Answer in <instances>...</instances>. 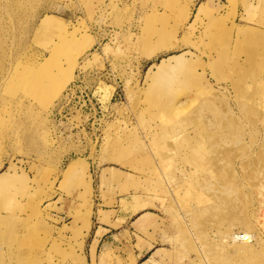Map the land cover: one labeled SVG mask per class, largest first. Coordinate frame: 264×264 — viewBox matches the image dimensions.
Returning <instances> with one entry per match:
<instances>
[{"label": "rangeland", "instance_id": "rangeland-1", "mask_svg": "<svg viewBox=\"0 0 264 264\" xmlns=\"http://www.w3.org/2000/svg\"><path fill=\"white\" fill-rule=\"evenodd\" d=\"M144 214L155 264H264V0H0V264H133L88 246Z\"/></svg>", "mask_w": 264, "mask_h": 264}, {"label": "crops", "instance_id": "crops-1", "mask_svg": "<svg viewBox=\"0 0 264 264\" xmlns=\"http://www.w3.org/2000/svg\"><path fill=\"white\" fill-rule=\"evenodd\" d=\"M149 214H144L138 222L133 223L131 227L128 230H125L119 234H112V231H109L105 226H99L98 230L96 231L93 240H91L88 248H89V257L90 259L94 256L96 257L98 254V251L100 247L104 246L107 249L119 247V245H124V242L126 243V248L128 249V252L131 251L134 256V262L133 264H155L158 262L157 258H151L149 254L153 249H150L148 247V244L144 239H141V241H136V236H143V229L142 225L150 218L151 215L146 217ZM148 218V219H147ZM144 220V223H143ZM104 230L106 232L104 233ZM124 237L127 238V240H124ZM121 238V241L120 239ZM154 247V246H153ZM149 256V257H148ZM154 260V261H153Z\"/></svg>", "mask_w": 264, "mask_h": 264}, {"label": "bare ground", "instance_id": "bare-ground-1", "mask_svg": "<svg viewBox=\"0 0 264 264\" xmlns=\"http://www.w3.org/2000/svg\"><path fill=\"white\" fill-rule=\"evenodd\" d=\"M51 58H52V56L47 58L42 63L41 67H39V70L43 71V69H45V67L49 64ZM73 61H75V60H73ZM73 69H74V67L72 69H69L68 71L64 70V71H62V73L60 75H57V76L49 75V77L47 79H42V77L34 78L35 83L33 84V86L40 87L41 92L45 93L47 95V97H49L48 102L46 101L47 104H49V105L52 104L53 103L52 101L54 99L58 98V96H60L61 93H63L62 91L64 90V88L72 80V75H73L72 70ZM50 100H51V102H50ZM46 102H44V103L46 104ZM67 175H69V173ZM244 229H245L244 232L231 234L230 232H232L233 229L230 228L229 230L226 231L224 238L226 239L229 237V239H231V243L233 245H236V246L240 245V249L238 248V250H236V254L240 253L241 255L247 256L248 254L253 253L252 251H250V244H252V243L238 241V239L236 237L238 236V234L241 233V234H245L246 236L253 238L254 242H256V236L253 235V233L250 231L249 228H247V226ZM247 229H249V230L247 231ZM249 262L252 263V261H249Z\"/></svg>", "mask_w": 264, "mask_h": 264}, {"label": "built area", "instance_id": "built-area-1", "mask_svg": "<svg viewBox=\"0 0 264 264\" xmlns=\"http://www.w3.org/2000/svg\"><path fill=\"white\" fill-rule=\"evenodd\" d=\"M236 238L238 239V241H241V242H250V243L254 242L253 238L246 236L245 234H241V233L238 234Z\"/></svg>", "mask_w": 264, "mask_h": 264}]
</instances>
